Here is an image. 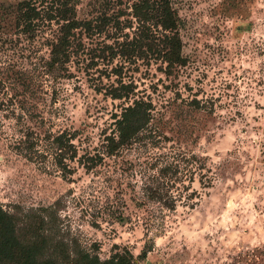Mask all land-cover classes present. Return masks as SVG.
<instances>
[{
    "label": "rangeland",
    "instance_id": "1",
    "mask_svg": "<svg viewBox=\"0 0 264 264\" xmlns=\"http://www.w3.org/2000/svg\"><path fill=\"white\" fill-rule=\"evenodd\" d=\"M24 1L0 0V205L55 204L63 232L103 259L116 245L136 264H264V0H169L184 60L170 76L160 63L93 58L103 44L48 74L40 21L26 26L15 11ZM78 10L85 17L86 0ZM119 79L152 100L143 144L91 171L67 161L65 179L11 150L24 127L74 134L78 157L102 150L123 105L104 91ZM170 162L179 171L162 175ZM155 179L171 185L161 202L176 197L175 210L147 192Z\"/></svg>",
    "mask_w": 264,
    "mask_h": 264
},
{
    "label": "trees",
    "instance_id": "2",
    "mask_svg": "<svg viewBox=\"0 0 264 264\" xmlns=\"http://www.w3.org/2000/svg\"><path fill=\"white\" fill-rule=\"evenodd\" d=\"M126 1L129 5L124 12L120 8L115 11L118 5H122V0H86L89 10L82 18L78 16L82 0H27L18 3L15 11L26 26L34 19L40 21L45 35L43 40L49 51L43 60L48 74L61 75L68 71L72 59L79 61L84 54V44H103L99 56L96 53L93 58L109 62L119 57L128 62L141 61L146 66L152 62L160 63L162 73L170 76L184 63L177 18L170 1ZM125 16L133 19L134 23L130 19L123 20ZM121 71L122 66L114 75L120 77ZM114 83L105 89L104 95L113 101L123 102V105L119 113L112 116L114 130L104 137L102 150L78 157L73 144L74 134L67 131L57 134L35 132L29 127L17 130L19 136L12 141L11 150L29 162L35 161L39 165L51 163L65 179L71 175L67 161L77 159L81 167L91 171L104 158L118 157L138 143L143 144L144 139L152 136L148 129L154 111L152 100L135 95L132 81L125 83L119 79ZM185 163L190 162L187 160ZM178 171L179 166L172 162L165 163L159 170L162 175ZM154 182L152 186H146L147 192L159 204H164L166 201L161 202L162 191L171 185L156 179ZM188 190L183 186L184 193ZM175 199L171 197L173 203L169 206L164 204L161 209L175 210ZM183 199H188L187 194ZM55 206L28 210L15 206L10 211L0 205V264H136L127 247L114 245L110 255L103 259L99 249L86 247L77 238H70L58 225Z\"/></svg>",
    "mask_w": 264,
    "mask_h": 264
}]
</instances>
